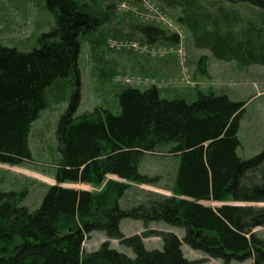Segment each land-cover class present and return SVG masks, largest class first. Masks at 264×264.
<instances>
[{"label": "trees", "instance_id": "1", "mask_svg": "<svg viewBox=\"0 0 264 264\" xmlns=\"http://www.w3.org/2000/svg\"><path fill=\"white\" fill-rule=\"evenodd\" d=\"M93 1L44 0L54 25L37 38L36 46L21 52L0 45V164L18 166L31 160L28 136L47 108L46 90L58 79L70 80L72 88L56 126L60 159L55 184L47 187L39 207L29 211L21 204L24 192L0 189V264H195L184 257L182 244L222 264H264V237L254 231L264 229V145L249 159L237 156L244 102L213 92L198 93L193 102L168 100L154 86L143 91L124 87L116 94L117 115L95 107L76 116L80 39L109 25L113 15L111 6L101 9ZM158 1L203 21L191 27L216 59L264 65L262 21L233 31L227 15L226 27L215 21L211 30L210 4L204 8L200 0ZM240 1L264 11V0ZM163 38L178 44L176 34ZM157 152L177 159L172 195L151 194L145 202L121 208L128 183H151L139 174L138 163L143 155ZM65 183L99 190L60 186ZM123 219L162 222L183 229L184 235L178 239L161 233L162 249L147 250L139 235L120 232ZM93 231L131 249L134 257L108 242L84 252L83 243Z\"/></svg>", "mask_w": 264, "mask_h": 264}, {"label": "rangeland", "instance_id": "2", "mask_svg": "<svg viewBox=\"0 0 264 264\" xmlns=\"http://www.w3.org/2000/svg\"><path fill=\"white\" fill-rule=\"evenodd\" d=\"M216 22L233 31L242 30L249 23L264 25V11L238 0H200ZM104 9L111 6V23L80 39L78 69L80 73V103L76 116L95 107L119 113L116 94L124 87L141 91L156 87L162 99L196 100L198 93L213 92L226 95L235 102H244L243 117L239 122L237 156L246 160L258 154L264 145V65L238 67L236 61L214 57L212 50L202 44V35L196 34L197 18L185 15L178 7H163L158 0H94ZM107 10V9H106ZM261 11V12H260ZM225 14V15H224ZM201 17V16H199ZM239 19L241 22L238 23ZM222 24V25H223ZM54 18L44 5V0H0V45L29 52L36 46L37 38L49 32ZM262 25V27H263ZM148 27V29H146ZM146 32H142L143 29ZM155 30L162 31L158 33ZM178 35V44L163 37ZM204 58L205 71L199 64ZM71 83L58 79L46 90L47 108L39 113L30 128L28 145L31 160L18 166L0 164V189L4 192H24L22 206L36 210L47 190L55 184L54 175L60 154L56 138L58 119L68 107ZM177 159L166 152L143 155L138 172L151 183H128L129 187L119 200L121 208L138 205L152 195L171 196V186ZM110 179L115 177L108 176ZM64 188L98 191L85 184H60ZM216 207L220 203L204 202ZM120 232L129 237L139 235L147 250L162 249L161 233H172L182 239L184 230L162 222L143 223L123 219ZM264 237V229L254 230ZM103 242L109 247L133 258L131 249L108 240L103 232H91L83 243L84 252L97 250ZM184 257L195 264H222L204 253L182 244ZM231 264H252L250 260Z\"/></svg>", "mask_w": 264, "mask_h": 264}, {"label": "crops", "instance_id": "3", "mask_svg": "<svg viewBox=\"0 0 264 264\" xmlns=\"http://www.w3.org/2000/svg\"><path fill=\"white\" fill-rule=\"evenodd\" d=\"M249 66H251V65L243 66V65H239V64H238V67H240V68H246V67H249ZM85 185H86V184H85ZM88 187H90V186L88 185Z\"/></svg>", "mask_w": 264, "mask_h": 264}]
</instances>
